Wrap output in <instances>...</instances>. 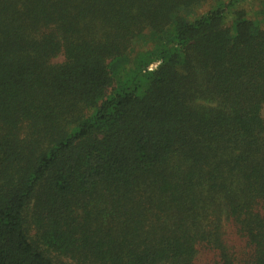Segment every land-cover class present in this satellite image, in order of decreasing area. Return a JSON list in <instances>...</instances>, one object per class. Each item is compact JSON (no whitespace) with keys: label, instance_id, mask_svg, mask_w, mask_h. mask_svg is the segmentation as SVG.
Here are the masks:
<instances>
[{"label":"trees","instance_id":"16d2710c","mask_svg":"<svg viewBox=\"0 0 264 264\" xmlns=\"http://www.w3.org/2000/svg\"><path fill=\"white\" fill-rule=\"evenodd\" d=\"M0 264H264V0H0Z\"/></svg>","mask_w":264,"mask_h":264},{"label":"rangeland","instance_id":"374dc122","mask_svg":"<svg viewBox=\"0 0 264 264\" xmlns=\"http://www.w3.org/2000/svg\"><path fill=\"white\" fill-rule=\"evenodd\" d=\"M214 3V1H212V2H210L208 5H206V7L205 8H203V9H198V10H192V13L194 14V15H197L198 13H203V12H205L208 8H209V5H211V4H213ZM208 6V7H207ZM134 46L136 47V49H138V50H144L145 48H147L146 46H144V44H143V40H141V41H135L134 42ZM60 60H62V59H60Z\"/></svg>","mask_w":264,"mask_h":264}]
</instances>
